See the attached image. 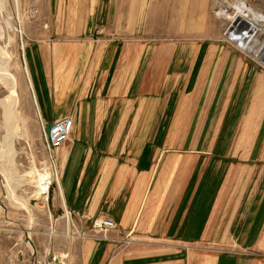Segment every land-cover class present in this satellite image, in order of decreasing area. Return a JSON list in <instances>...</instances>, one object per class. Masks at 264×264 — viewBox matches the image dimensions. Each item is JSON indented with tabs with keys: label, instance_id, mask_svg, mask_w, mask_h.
<instances>
[{
	"label": "crops",
	"instance_id": "0c3cea01",
	"mask_svg": "<svg viewBox=\"0 0 264 264\" xmlns=\"http://www.w3.org/2000/svg\"><path fill=\"white\" fill-rule=\"evenodd\" d=\"M140 24L24 50L37 133L73 120L49 157L53 217L86 235L65 264H264V70L224 40L147 39ZM97 217L117 225L107 240Z\"/></svg>",
	"mask_w": 264,
	"mask_h": 264
},
{
	"label": "rangeland",
	"instance_id": "374dc122",
	"mask_svg": "<svg viewBox=\"0 0 264 264\" xmlns=\"http://www.w3.org/2000/svg\"><path fill=\"white\" fill-rule=\"evenodd\" d=\"M219 1L221 0H0L5 4V9L0 12V47L7 53L10 62L9 73L16 78L20 100L16 112L18 120L16 129L21 137L14 143L16 152L14 161L19 175L29 182V185L12 182L9 174L12 173L14 177L16 175L12 171L3 172L2 166L6 165L7 158H2L0 264H56V262L65 264L68 254L64 253L70 244L82 241V238L76 236L75 228L71 225L69 232L66 231L65 216L63 215L61 219H57L55 215L53 217L49 207L55 177L49 162L50 153L43 137L36 131L37 108L32 96L29 95L23 68L27 44L32 40H50L56 45L92 41L95 39L92 28L96 21L133 18L141 19L140 31L145 32L147 39L161 41L221 39L228 47L243 52L246 63L264 70V58L253 57L248 51L242 50L227 39L226 29L232 22L227 20L228 16L214 14V8ZM222 2L223 6L234 4L244 6L248 11V18H253L256 23H264V0ZM236 19L245 20L241 17ZM182 22L184 26H180ZM258 27L262 33L257 35L256 42L254 41L252 46H244L245 40L240 39L243 47L250 50L263 49L260 45L264 44V24ZM8 37L12 38L10 43L7 41ZM7 95V90L0 84V147L4 145L3 138L6 136L1 104ZM21 97H25L23 102ZM45 164L50 170L51 183L47 194L38 198L34 196L35 179L25 174L32 168L38 173H43ZM9 187L14 190L15 200L8 196ZM23 199L29 205V209L22 206ZM49 214L52 217L49 218ZM131 233L132 231L127 233L128 238ZM127 241L129 243L125 245L131 242ZM224 248L192 243L186 249L221 252Z\"/></svg>",
	"mask_w": 264,
	"mask_h": 264
},
{
	"label": "bare ground",
	"instance_id": "6f19581e",
	"mask_svg": "<svg viewBox=\"0 0 264 264\" xmlns=\"http://www.w3.org/2000/svg\"><path fill=\"white\" fill-rule=\"evenodd\" d=\"M223 3L224 2H222L221 0L216 4L214 8V14L216 16H219L221 14L228 16L229 18H227V20H229L230 22H233V20H235V18H238V17H241L242 19L245 18V20H242V21L244 23L248 22V24L246 25V28L251 29L249 32L247 31V29H242V31H246L244 32V34L240 33L242 31H239V33L237 32L230 33L226 36L227 39L237 44V46H239L242 50L248 51L250 54H252L253 57L264 58V44L260 45V47L263 49L250 50L248 47H243L241 42H239L240 39L245 40L244 46H252L254 41L256 42L257 35L262 33L261 29H259L258 26L263 25L264 23L262 24L256 23L253 20V18H248V11L244 6H238L235 4L233 6H228V5L223 6ZM243 4L247 6L245 3ZM4 9H5V4L3 2H0V12ZM232 17H233V20H232ZM10 29H11V26H10ZM7 41L8 43H10L12 41V38L8 37ZM9 65H10V62L7 57L6 51L2 49V47H0V84L4 86V88L7 90V93H8V95L4 98L1 104L2 111H3V124L6 128V136L3 138L4 145L0 147V161L2 160L3 157L7 158L6 165L2 166L3 167L2 170L5 173L7 171H12L16 175V177H14L12 173L10 172L11 174H9V176L12 182H16L20 185H29V182L26 180V178H24L23 176H20L19 173L17 172L15 161H14L15 156H16L14 143L16 142V140L20 139L21 137L18 134L19 131L17 132V129H16L18 125L16 112L19 108V96L17 93V81H16V78L9 73ZM44 167H45L44 168L45 172L43 173H38V171L35 168H32L29 172L25 174L26 176L31 175L35 179L34 188L36 189V192L34 196L38 198L41 195L47 194L49 185L51 183V176L49 173L50 172L49 168L46 164ZM13 194H14V190L11 189V187H9L8 196L9 198L11 197L15 200V197ZM22 206L25 207L26 209H29L28 208L29 205L27 204L25 200L22 201Z\"/></svg>",
	"mask_w": 264,
	"mask_h": 264
},
{
	"label": "built area",
	"instance_id": "2783aa9c",
	"mask_svg": "<svg viewBox=\"0 0 264 264\" xmlns=\"http://www.w3.org/2000/svg\"><path fill=\"white\" fill-rule=\"evenodd\" d=\"M237 31H241V27L236 28ZM228 30V28L226 29ZM243 33L246 31H242ZM42 137L44 139V143L48 152L51 155V152L61 148L68 140L72 134L73 130V120L71 117H63L53 121L49 129L46 130V126L41 123ZM51 158V157H50ZM65 220L74 228L69 214L64 212ZM91 229L94 231L95 239H103L107 240L108 233L112 230L117 229V225L107 217H97L91 222ZM76 236L78 238H86V235L75 229ZM125 243H129V241H125Z\"/></svg>",
	"mask_w": 264,
	"mask_h": 264
},
{
	"label": "water",
	"instance_id": "95a60500",
	"mask_svg": "<svg viewBox=\"0 0 264 264\" xmlns=\"http://www.w3.org/2000/svg\"><path fill=\"white\" fill-rule=\"evenodd\" d=\"M245 24V25H244ZM248 24V22H246V23H244L242 20H238V19H236V20H234L231 24H230V26L228 27V30H227V35L228 34H230V33H233V32H237V33H239V31H237V27H241V29H247L246 28V25ZM251 29H247V31L249 32ZM242 31V30H241ZM240 33H242V34H244L243 32H240ZM241 34V35H242ZM49 126H50V124H48L47 126H46V130H48L49 129ZM58 262H56V264H57Z\"/></svg>",
	"mask_w": 264,
	"mask_h": 264
}]
</instances>
